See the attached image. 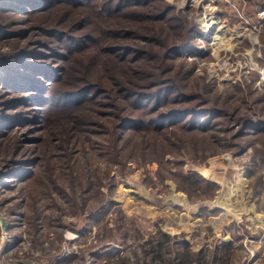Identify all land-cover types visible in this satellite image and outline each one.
Masks as SVG:
<instances>
[{"label": "rangeland", "instance_id": "1", "mask_svg": "<svg viewBox=\"0 0 264 264\" xmlns=\"http://www.w3.org/2000/svg\"><path fill=\"white\" fill-rule=\"evenodd\" d=\"M164 1L174 5V15L186 17L190 22H185L186 26L196 25L201 31L194 41V49L183 51L178 59L166 64L170 69L168 79L173 85L188 94L200 93L190 98L189 105L199 103L203 106L202 100L208 98L207 105L215 101L216 106H227V98L229 111L236 105L231 112L234 116L248 113L264 120V0ZM27 8L20 10L19 18H5L0 9V25L5 30L0 38V67L13 56L22 58L23 62L43 61L42 65L59 67L64 60L53 53V44L58 40H51L57 35L47 36V33L61 26L58 32L62 35H78V29L71 24L87 11L62 3L49 13L29 16ZM127 21L124 18L117 23L127 25ZM159 23L145 20L134 22L131 28L140 29L150 24L156 30ZM180 29L181 35L170 32V38L163 42L182 43L184 26ZM155 50L158 54L161 49ZM184 67L192 68L186 85L177 77ZM20 69L27 70L21 64ZM204 82L208 83L211 93L205 94L201 89ZM4 90H0V115L7 117L20 112L23 119L13 122V130L0 148V223L3 219L9 227L8 234L2 232L0 225V245L19 244L23 254L32 256L40 251L38 243L44 241L46 249L56 248L55 256L76 253L67 255L72 264H146L143 251L150 247V237L158 232L165 233L163 229L171 226L189 229L197 224L194 212H207L217 205L220 209L214 212L236 213L241 217V225L247 222L249 210L264 213V133L248 132L237 138V126L227 122L226 117L220 118L219 126L232 137V145L214 154L201 155L197 147L167 152L161 162L154 160L155 154L141 161L120 160L112 155L113 137L106 135L107 146H94L85 154L77 151L79 165L75 163L71 170L65 168L63 172V168H58L55 183L49 181L45 172L30 182L12 180L8 176L14 167L37 171L38 167H34L42 156L43 137L49 132V126L43 120L46 113L42 102H32L30 108L9 110V103L22 97ZM91 107L94 104L88 106ZM14 136L21 139L20 151L25 152L22 157L29 161L20 166L9 165L4 157L5 146L8 142L11 145ZM192 137L188 135L187 138ZM191 172L199 175L201 183L197 184V191L189 193L182 189L175 174ZM87 178L90 184L85 189ZM203 183L215 185L212 192L207 191ZM56 187L64 191L65 198L58 197ZM31 193L39 198L42 196L40 201L44 205L41 207L46 205L38 222L35 211L27 207ZM105 201H109L108 209L98 215ZM183 209H187L186 214L181 212ZM36 222L39 234L35 235ZM180 238L175 236L178 248L172 246L174 250H179ZM249 240L244 238V241ZM148 258L150 260V256Z\"/></svg>", "mask_w": 264, "mask_h": 264}, {"label": "trees", "instance_id": "2", "mask_svg": "<svg viewBox=\"0 0 264 264\" xmlns=\"http://www.w3.org/2000/svg\"><path fill=\"white\" fill-rule=\"evenodd\" d=\"M62 3L82 7L81 9L87 11L85 15L76 17V22L71 24L73 28L78 29V35H62L58 32L61 26L57 27V31L47 33V36L57 35L56 38L51 39L58 40L56 45L53 44L54 50H52L57 58L64 62L54 68L49 67L48 64L42 65L43 61L23 62L22 58L13 56L10 57L11 59L7 58L5 65L0 67V90L7 88L5 92L22 97L20 100L9 103L11 106L9 110L20 107L30 108L32 102H42L43 111L46 113L43 120L49 126V132L43 137L45 141L43 158L40 156L39 163L34 167H38L37 171L14 167L8 176L12 180L30 182L45 172V175L50 177L49 181L55 183L58 168H63V172L65 168L71 170L75 163L79 165L77 151L85 154L94 146L97 148L102 144L107 146L106 135L113 137L112 155H116L120 160L132 158L141 161L155 154L154 160L161 162L162 157L172 150L197 149L198 147L199 153L207 156L218 152L224 146L232 145V137L219 126L222 117H226L227 122L231 121L232 125L237 126V138L247 135L248 132L264 133V120L252 117L248 113L234 116L231 112L235 111L236 105L233 111H229L230 105L227 98H225L227 106H220L221 104L216 106L215 101L212 105H207L208 98L202 100L203 106L198 105L199 103L189 105L190 98L193 99L200 93L188 94L168 79L170 76L168 77L167 73L170 69L166 64L178 59L183 51L194 49V41L197 35L201 34L196 25L184 24L190 23L185 16L181 18L173 14L175 7L170 2L164 0H1V16L19 18L22 15L20 10L24 7H28L29 16L42 15L49 13ZM185 8L188 9L189 6ZM124 18L128 20L127 25L117 23L119 19ZM145 20H157L161 23L156 30L150 24L142 25L140 29L131 28L134 22ZM182 26H184L182 43L163 42L170 38V32L181 35L180 27ZM168 29L172 31H167ZM4 34L5 30L0 25V38ZM155 49L161 50L157 54ZM19 62L27 70L20 69ZM191 72L192 68L189 67L179 70L177 77L182 85L188 83ZM208 86L207 82L202 83L201 89L205 94L212 92ZM92 104L94 107L88 108ZM20 119H23L20 117V112L7 117L0 115V148L13 130V122ZM188 135L193 137L187 138ZM92 136L96 139H92ZM14 138L11 145L8 142L9 144L5 146L3 152L7 153L4 157L9 165L20 166L29 161L22 157L25 152L20 151L22 150L21 139L17 136ZM74 152L76 155H73ZM34 172V176H30ZM69 174L73 176L72 173ZM175 175L185 191L190 193L198 190L197 184L201 183V179L196 173ZM4 184L6 186L7 183L4 182ZM89 184L90 180L87 178L85 189ZM203 184L209 192H212L215 187L210 183ZM59 189L57 187L55 189L58 197L65 198L64 191ZM30 196L31 202H27V207L35 211L37 221L42 216L46 205L41 207L44 205L40 201L42 196L39 198L37 194L32 195V193ZM108 202L105 201L101 205L99 208L101 212L98 210V215L107 211ZM37 222L34 227L37 228L34 231L35 235L39 234ZM34 239H38V236ZM44 243V241L39 242L40 247L36 245L40 250L39 255L24 254L21 260L23 258L34 261L51 260L56 248L48 250ZM149 243L150 247L143 251L148 262L146 264L208 263L201 251L174 250L172 246L178 248L175 236L158 232L150 237ZM147 256H150V260ZM223 260L224 258L219 259L218 264L226 261V259Z\"/></svg>", "mask_w": 264, "mask_h": 264}, {"label": "crops", "instance_id": "3", "mask_svg": "<svg viewBox=\"0 0 264 264\" xmlns=\"http://www.w3.org/2000/svg\"><path fill=\"white\" fill-rule=\"evenodd\" d=\"M213 208L220 209L217 205ZM214 209L202 213L194 212L197 224L191 225L189 229L171 226L163 231L165 234L181 237L180 251L186 249L192 252L201 251L207 264H218L222 258L226 259L222 264H264V213L249 210L247 222L241 225V217L236 213L214 212ZM186 210L183 209L181 212L186 214ZM203 216L205 219H199ZM245 237L250 240L244 241ZM18 245L16 243L0 245V264H72V259L67 255L76 254L68 253L63 257L54 254L51 260L45 261L24 258L21 260L24 254ZM39 254L40 251H37L32 255Z\"/></svg>", "mask_w": 264, "mask_h": 264}, {"label": "water", "instance_id": "4", "mask_svg": "<svg viewBox=\"0 0 264 264\" xmlns=\"http://www.w3.org/2000/svg\"><path fill=\"white\" fill-rule=\"evenodd\" d=\"M1 220L2 221H1L0 225H1L2 232L6 233L9 230L8 224L3 219H1Z\"/></svg>", "mask_w": 264, "mask_h": 264}, {"label": "built area", "instance_id": "5", "mask_svg": "<svg viewBox=\"0 0 264 264\" xmlns=\"http://www.w3.org/2000/svg\"><path fill=\"white\" fill-rule=\"evenodd\" d=\"M228 3L230 2V0H226ZM6 236V235H5Z\"/></svg>", "mask_w": 264, "mask_h": 264}, {"label": "bare ground", "instance_id": "6", "mask_svg": "<svg viewBox=\"0 0 264 264\" xmlns=\"http://www.w3.org/2000/svg\"><path fill=\"white\" fill-rule=\"evenodd\" d=\"M216 38H217V35H216Z\"/></svg>", "mask_w": 264, "mask_h": 264}]
</instances>
